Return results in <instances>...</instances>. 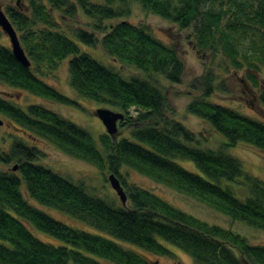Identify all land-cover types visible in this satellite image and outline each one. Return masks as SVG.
<instances>
[{
  "label": "trees",
  "instance_id": "1",
  "mask_svg": "<svg viewBox=\"0 0 264 264\" xmlns=\"http://www.w3.org/2000/svg\"><path fill=\"white\" fill-rule=\"evenodd\" d=\"M133 2L181 30L191 29L192 44L209 60L190 85L198 94L186 111L222 135L227 147L243 142L264 152V121L209 100L216 91H225L220 72L244 70L258 85L257 75L264 71V0H29L26 10L7 6L4 12L31 65L24 67L10 46L0 45V82L47 102L75 104L40 76L69 58L70 87L124 113L121 127L128 128L134 141L119 137L118 129L116 138L101 134L98 146L86 129L56 111L41 104L23 110L0 96L3 117L67 156L113 173L127 195V203L119 206L91 195L82 183L35 164L44 154L14 139L8 151L0 153L1 164H12L0 170V264H160L158 257L174 256L164 243L188 254L195 264H264V245L250 244L241 234L124 181L125 167L264 232V181L245 172L224 150L195 145V133L173 117L161 80L180 84L184 63L173 45L145 25L125 19ZM80 15L89 19L91 31L74 26ZM117 19L121 21L107 24ZM72 38L88 46L100 44L114 63L140 75L123 77L81 52ZM259 100L264 106V90ZM177 158L193 162L203 176L179 165ZM239 179L248 186L244 199L220 184ZM29 199L104 235L71 228ZM30 228L61 244L42 241Z\"/></svg>",
  "mask_w": 264,
  "mask_h": 264
},
{
  "label": "rangeland",
  "instance_id": "2",
  "mask_svg": "<svg viewBox=\"0 0 264 264\" xmlns=\"http://www.w3.org/2000/svg\"><path fill=\"white\" fill-rule=\"evenodd\" d=\"M28 1L29 0H0V7L2 10H5L7 6L26 10ZM130 9L131 13L125 19L133 24L145 25L156 38L164 43L173 45L184 63V73L180 84H169L165 79L161 80V83L166 88L167 98L174 109L173 117L195 133L196 138L198 139V143H195V145L204 149L224 150L240 162L241 167L245 172L264 181V152L256 150L243 142H238L233 147H227L225 145L227 141L222 135L213 131L200 118L186 111L187 103L193 96L198 94L197 91L191 89L190 85L202 75L204 64L209 61L203 57V55L198 52L192 44L191 29L181 30L168 20L144 11L136 2L130 3ZM118 21H121V19L109 21L107 24H114ZM89 22V19L83 15L78 16L75 21H72L75 27L91 31L90 26H87ZM62 28L66 29L65 26H62ZM97 35L98 37H101L98 33ZM72 40L78 45L81 52L88 53L93 59L106 67L114 68L116 71H119L123 77L128 78L130 75L137 74L135 73L136 70L132 67H120L114 63V61L110 59L107 53L102 49L100 44H97L96 46H88L73 38ZM0 45L10 46L8 37L2 31L0 33ZM68 60L69 58L59 61L53 71H47L45 75L40 76L47 84L53 86L57 91L68 97L75 104L64 105L55 102H47L24 90L10 87L2 82H0V96L6 98L8 101L23 110H25L29 104L44 105L45 107L56 111L74 124L86 129L98 144L99 136L106 131L100 119L95 115V110L101 107L113 111L118 110L75 93L69 85L67 71ZM220 74L222 75L225 91H216L209 100L221 105L229 106L241 114L264 121V106L259 100L261 91L264 90V71L257 75V86H254L251 80L248 79L244 70L236 71L231 69L229 73L220 72ZM137 75L140 74L138 73ZM141 75L144 76L143 74ZM0 120L2 121L0 124V153L8 151L14 139L21 140L28 146L38 148L44 154L42 157H39L34 161L35 164L43 166L75 184L82 183L85 186V190L91 195L100 197L115 206L121 205L118 195L109 183L108 173H103L87 163L67 156L49 142L31 136L29 132H26L23 128L3 117L1 114ZM118 129L119 137H125L134 141L129 134L128 128H122L119 126ZM175 161L185 169L202 175L190 160L177 158ZM11 165L12 164L3 165L0 163V170H7ZM121 173L127 184H134L151 191L175 207L202 220L231 229L244 236L250 244L264 245L263 231L233 221L229 217L211 209L196 199L180 194L167 186L153 182L151 179H148L133 170L124 167L121 169ZM220 184L224 187L230 188L239 199H244L248 196V186L246 182L241 179L231 182L221 180ZM29 202L53 219L62 222L71 228L104 235L86 222L61 210L38 204L30 199ZM30 230L33 235L44 242L55 245L61 244L57 239L33 228H30ZM164 246L167 247L174 256L158 257L157 260L160 264H195L190 256L182 250L168 243H164Z\"/></svg>",
  "mask_w": 264,
  "mask_h": 264
},
{
  "label": "water",
  "instance_id": "3",
  "mask_svg": "<svg viewBox=\"0 0 264 264\" xmlns=\"http://www.w3.org/2000/svg\"><path fill=\"white\" fill-rule=\"evenodd\" d=\"M0 29L9 39L10 48L14 58L24 67H30L31 61L29 60L28 56L26 55L24 49L20 44L17 32L14 29L4 10L1 9V7ZM95 115L100 119V121L104 125L106 133L109 136L116 138L118 127L122 126L125 121L124 113L101 107L95 110ZM1 123L2 121L0 120V124ZM12 170H16V165L12 167ZM108 180L111 187L115 190L116 194L118 195L121 204L125 205L127 201V195L118 177H116L113 173H110L108 176Z\"/></svg>",
  "mask_w": 264,
  "mask_h": 264
}]
</instances>
